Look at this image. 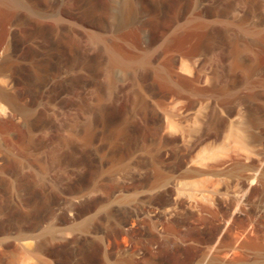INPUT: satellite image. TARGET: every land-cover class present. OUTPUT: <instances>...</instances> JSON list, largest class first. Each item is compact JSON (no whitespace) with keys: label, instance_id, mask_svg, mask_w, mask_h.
<instances>
[{"label":"rangeland","instance_id":"374dc122","mask_svg":"<svg viewBox=\"0 0 264 264\" xmlns=\"http://www.w3.org/2000/svg\"><path fill=\"white\" fill-rule=\"evenodd\" d=\"M263 149L264 0H0V264H264Z\"/></svg>","mask_w":264,"mask_h":264},{"label":"bare ground","instance_id":"6f19581e","mask_svg":"<svg viewBox=\"0 0 264 264\" xmlns=\"http://www.w3.org/2000/svg\"><path fill=\"white\" fill-rule=\"evenodd\" d=\"M5 1H6V2H9L10 0H4V2H5ZM11 1H12V0H11ZM14 1H15V0H14ZM15 3H16V2H15ZM9 5H10V4H9ZM112 58H113V57H112ZM115 58H117V57H115ZM112 60H113V59H112ZM116 60H117V59H116ZM117 61H118V60H117ZM113 62H114V61H113ZM115 62H116V61H115ZM179 107H180V106H179ZM179 107H178V108H179ZM169 109H171V108H169ZM165 110H167V109H165ZM171 110H173V109H171ZM180 111H182V110H180ZM180 111H178V112H180ZM183 111H184V110H183ZM163 112H164V111H163ZM166 112H167V111H166ZM172 112H173V111H172ZM167 114H169V112H167ZM167 114H166V115H167ZM173 114H174V112H173ZM179 115H180V114H179ZM181 115H183V114H181ZM177 116H178V115H177ZM165 117H166V116H165ZM167 117H168V116H167ZM183 117H184V115H183ZM169 118H170V117H169ZM181 118H182V116H181ZM175 119H176V118H175ZM177 119H178V118H177ZM169 121H170V120H169ZM171 121L173 122L172 118H171ZM171 121H170V122H171ZM176 121H177V120H176ZM176 121H175V122H176ZM170 122H169V123H170ZM172 122H171V123H172ZM176 123H177V122H176ZM178 123H179V121H178ZM172 125H174V124H172ZM172 125H171V126H172ZM175 126H176V125H175ZM172 129H173V128H172ZM167 134H168V133H167ZM167 134H166V135H167ZM174 134H175V133H174ZM169 135H170V134H169ZM169 135H168V136H169ZM171 135H172V134H171ZM168 136H167V137H168ZM173 137H175V136H173ZM201 137H202V136H201ZM175 138H176V137H175ZM170 139H171V138H170ZM172 141H173V140H172ZM263 153H264V149H263V151L261 152V154H263ZM216 163H218V162H216ZM188 173H189V172H188ZM190 174H191V173H190ZM218 239H219V237H218ZM220 242H221V241H220Z\"/></svg>","mask_w":264,"mask_h":264}]
</instances>
